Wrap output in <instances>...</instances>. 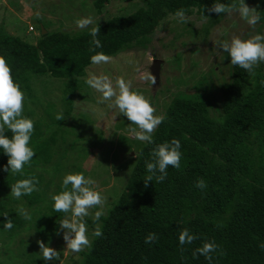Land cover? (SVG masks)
<instances>
[{
    "label": "trees",
    "instance_id": "obj_1",
    "mask_svg": "<svg viewBox=\"0 0 264 264\" xmlns=\"http://www.w3.org/2000/svg\"><path fill=\"white\" fill-rule=\"evenodd\" d=\"M109 1L94 0L96 13L102 15ZM257 1L264 7V0ZM222 2L232 3V0ZM212 4L213 0H143L128 15L111 17L106 13L104 20L99 21L98 38L103 47L96 51L115 57L138 47L148 48L160 26L178 23L171 14L180 8L201 22L203 12L209 18L200 30L195 29L193 20L180 23L181 27L172 30L181 31L175 38L187 35L204 40L211 28L225 17V14H209L207 9ZM260 11L264 16V9ZM262 28L261 25L258 31ZM44 30L47 28L39 30L36 43H31L10 34L0 24V56L12 66L25 92L26 116L33 119L39 106L38 102L32 107L28 105L35 101V91L32 88L27 91L23 80L49 74L65 83L64 102L59 111L48 108L43 118L35 121L31 144L37 158L25 167L23 176L0 171V225L7 219L3 215L10 216L14 228L5 233L14 236L18 230L24 232L28 224L36 223L37 234L52 243L56 238V221L63 214L52 211L50 194L60 191V174L66 166L72 172L85 173L83 164L68 166L64 162L72 147L67 120L81 92L80 82L92 67L89 57L93 53L89 51L91 37L87 31L44 34ZM229 63L226 54L224 66L228 68V77L222 70L221 80L213 81V76L220 74L213 68L208 80L201 83H206L204 93L216 96V112L210 100L201 95L180 94L171 101L164 122L153 133L156 143L172 138L181 141V167H169L165 181L149 182L145 186L144 162L150 159L154 145L133 141L135 158L128 159L132 168L125 188L98 222L103 235L94 237L92 248L80 253L74 264H208L203 256L192 255L206 240H215L223 252L214 258L213 264H264V247H261L264 244V64L254 75H249ZM58 114H62V120L56 119ZM7 135L11 136V132ZM6 164L7 156L0 152V167ZM30 176L40 181V191L20 200L13 199L10 185ZM199 179L207 184L204 190L195 187ZM23 204L35 211L37 217L32 214V222L16 217ZM87 222L95 230L97 225L89 219ZM184 228L199 239L181 249L178 236ZM151 232L159 239L146 245L144 239ZM37 250L30 251L37 255Z\"/></svg>",
    "mask_w": 264,
    "mask_h": 264
},
{
    "label": "rangeland",
    "instance_id": "obj_2",
    "mask_svg": "<svg viewBox=\"0 0 264 264\" xmlns=\"http://www.w3.org/2000/svg\"><path fill=\"white\" fill-rule=\"evenodd\" d=\"M93 2L94 0H0V24H4L10 34L20 36L27 42L36 43L40 35L39 30L44 27L47 28L45 31L47 33L60 30L68 33L81 32L75 29L73 24L76 18L91 15L99 26V21L104 20L106 13L111 17L128 15L135 11L143 0H110L102 15L96 13ZM246 3L250 7H257L259 4L257 0H247ZM263 9L264 7L259 5L257 10ZM37 12L39 16L36 15ZM191 20L195 22L197 30L205 25V20L201 22L194 17ZM261 25L264 31V22L256 26V31ZM181 26L179 22L173 25L163 24L156 30L148 48L138 47L120 53L109 65L92 66L88 74L96 72L108 74L113 79L120 76L131 79L133 86L152 100L158 110L157 114L164 115L171 101L180 94L201 95L206 101L210 100L213 111L216 112L218 108L216 96L204 93L206 83L201 84L203 79L208 80L213 68L220 73L213 76V81L221 80L222 70L228 77V68L224 66L226 54L216 55L215 41L228 40L232 34L246 36L251 29L235 13L214 25L204 40L187 35L176 39L175 36L181 31L172 30ZM156 59L163 61L164 64L161 66L160 80L154 86L140 77L150 72L153 60ZM218 65L222 67L221 70V67L216 68ZM31 78L33 79L23 80V83L27 91H31V88L35 91V101L28 102V105L32 107L34 102H38L39 109L33 117L34 121H38L43 118L48 108L59 111L62 107L65 83L49 74ZM85 78L80 82L81 92L75 98L73 113L67 120V128L72 132L68 137L72 147L64 163L68 166L84 165L85 175L91 176L97 182L99 190L107 198L103 206L106 215L107 210L119 199L125 188L132 168V161L128 159L135 158L133 141L136 139L129 132L130 121L120 116L117 110L98 104L99 93L87 87ZM127 151L133 154L129 155ZM65 169L60 177L70 171L67 166ZM23 205L28 211L32 210L26 204ZM30 212L34 214V218L37 217L34 210ZM86 219L91 220V217ZM28 225L24 227V232L18 230L14 236H10L8 232H0V264H43L38 255L39 247L36 241L46 240L37 234L34 225ZM92 231L94 230L89 228V232ZM93 238L94 236L91 237L92 241ZM50 246L61 252L64 264H74L75 260L80 258L79 255L73 259L70 254L63 252L65 245L62 233L60 236L56 235ZM32 248L38 249L37 255L32 254L30 251Z\"/></svg>",
    "mask_w": 264,
    "mask_h": 264
},
{
    "label": "clouds",
    "instance_id": "obj_3",
    "mask_svg": "<svg viewBox=\"0 0 264 264\" xmlns=\"http://www.w3.org/2000/svg\"><path fill=\"white\" fill-rule=\"evenodd\" d=\"M258 7L259 5L250 7L246 0H232V3L213 0L212 6L207 9L209 14H225V17L235 13L250 27L251 32L246 36L232 34L228 40L215 41L216 55L227 54L230 59L229 64L245 70L249 75H254L255 70L264 64V31H256V26L264 21V16L260 15L262 11L257 10ZM36 15L39 16V13L37 12ZM171 15L179 23H188L191 20L183 8L177 9ZM208 18L203 12L202 19ZM73 24L75 29L87 31L91 37L89 51L93 54L89 57V64L97 67L111 64L113 56L103 51H96L101 49L103 44L98 38L100 28L96 25L95 18L91 15L80 16L73 21ZM140 79L151 85L155 84V78L150 72L141 75ZM84 82L89 89L99 93L98 104L117 110L120 116L130 121L129 132L137 141L154 145L150 159L144 162L147 173L144 179L145 186L149 182L165 181L169 167L173 169L181 167L183 156L181 141L172 138L161 143L155 142L153 133L164 122L165 116L157 114L158 110L152 100L138 91L131 79L122 76L113 79L108 74L90 72ZM25 103V92L16 80L12 66L4 56H0V152L7 156V164L0 167V171L8 175L23 176L25 167L30 166L31 161L37 158V152L31 144L35 121L24 114ZM56 119L62 120V114H58ZM7 132H11V136L7 135ZM39 184L40 181L35 176L17 179L10 185V196L16 200L31 196L34 192L40 191ZM195 187L204 190L207 184L204 179H199ZM106 199L99 190L97 182L83 171L66 172L60 179V191L50 194L52 211L63 214L62 218L58 216L54 234L60 236L62 233L65 245L63 252L70 254L73 259L86 249L92 248L91 237L103 235L98 222L104 215L103 206ZM3 217L7 219L0 225V232L11 231L14 228V220L6 214ZM16 217L27 222L33 220L32 213L23 207L18 208ZM88 217H91L92 223L97 225L91 233L86 219ZM158 239V235L151 232L145 237L144 243L150 245ZM197 239H199L197 234L184 228L179 233L178 243L183 249V246L191 245ZM36 243L43 264H57V262L64 264V257L61 252L50 246V240L47 243L44 240H37ZM261 247H264V244ZM192 255L193 258L203 256L208 264H213L214 258L223 255V252L215 240H206L193 251Z\"/></svg>",
    "mask_w": 264,
    "mask_h": 264
},
{
    "label": "water",
    "instance_id": "obj_4",
    "mask_svg": "<svg viewBox=\"0 0 264 264\" xmlns=\"http://www.w3.org/2000/svg\"><path fill=\"white\" fill-rule=\"evenodd\" d=\"M45 30H44V34H45ZM164 64L163 61L160 60H153V63L150 67V73L153 75V77L155 78V84L154 86H156L160 80V74H161V66Z\"/></svg>",
    "mask_w": 264,
    "mask_h": 264
},
{
    "label": "built area",
    "instance_id": "obj_5",
    "mask_svg": "<svg viewBox=\"0 0 264 264\" xmlns=\"http://www.w3.org/2000/svg\"><path fill=\"white\" fill-rule=\"evenodd\" d=\"M31 31H32V28H31Z\"/></svg>",
    "mask_w": 264,
    "mask_h": 264
}]
</instances>
